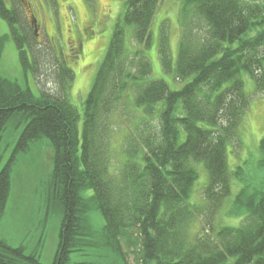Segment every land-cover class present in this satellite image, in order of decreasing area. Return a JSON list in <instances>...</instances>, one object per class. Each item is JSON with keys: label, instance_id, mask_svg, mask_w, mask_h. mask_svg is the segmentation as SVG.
I'll return each instance as SVG.
<instances>
[{"label": "trees", "instance_id": "trees-1", "mask_svg": "<svg viewBox=\"0 0 264 264\" xmlns=\"http://www.w3.org/2000/svg\"><path fill=\"white\" fill-rule=\"evenodd\" d=\"M160 1L125 2L84 102L81 139L79 115L64 96L43 91L36 97L0 77V220L16 157L48 140L53 157L47 201L61 213L52 264H72L73 253L97 259L93 264H126L129 256L139 264H264V181L259 190L244 187L236 195L234 211L243 216L237 227L217 228L214 222L230 196L227 145H237L249 110L242 74L264 95V0H182L174 69L175 80L184 83L180 91L149 81L145 51ZM0 18L22 71L34 69L64 91L73 72L49 46L34 43L20 8L7 9L0 0ZM128 27L137 47L131 54L124 46ZM158 47L169 72L163 32ZM118 129L124 132L122 160L112 173V134ZM8 130L13 146L4 160ZM259 148L264 157V139ZM198 164L207 174L200 207L189 203ZM87 191L91 195L84 197ZM92 211L102 216L100 230L91 223ZM194 223L197 231L190 232ZM0 264L41 263L38 252L26 254L0 239Z\"/></svg>", "mask_w": 264, "mask_h": 264}, {"label": "rangeland", "instance_id": "rangeland-1", "mask_svg": "<svg viewBox=\"0 0 264 264\" xmlns=\"http://www.w3.org/2000/svg\"><path fill=\"white\" fill-rule=\"evenodd\" d=\"M24 1L28 6L24 5L20 10L24 13L31 12L36 22L35 27L30 30L33 33L34 43L37 40L38 44L49 46L54 51L57 61L63 60L66 67L73 72L74 79L62 91L51 80L45 79L40 74L37 76L34 69L23 72L7 23L1 18L0 77L28 88L36 97L42 95L43 91L51 96H64L79 115L77 130L81 139L84 102L127 0ZM4 4L7 9L12 7L8 0H4ZM181 4L182 0L160 1L151 26V46L145 51L151 66L149 81H164L171 91H180L184 86V83L175 80L174 74L181 38L179 25ZM132 32V27L125 29L124 46L128 54L137 50ZM161 32L168 42L171 66L169 72L163 70L158 51ZM28 58L33 67V57L29 55ZM242 80L244 92L250 99L249 110L239 127L237 145L232 143L227 145L228 169L232 174L230 196L214 219L217 228L237 227L243 216L239 217L238 212L234 211L236 195L244 187H248L250 191L259 190L264 181L262 162L264 157L259 148L260 141L264 139V95L256 94L255 83L249 76L242 74ZM9 132L8 130V133L2 136V141L5 142L1 147L5 146L6 150L4 160L9 156L13 146ZM123 135L124 132L120 129L112 134V173L122 160ZM52 157L53 151L46 139L31 144L28 151L16 157L11 171L10 194L0 220V239L11 247H23L26 254L38 252L41 264L53 263L61 222V213L55 207H49L47 201ZM195 168L198 179L194 184L189 203L200 207L203 205L202 188L207 183V174L202 165H195ZM90 195L89 191L84 193V197ZM89 218L95 230L102 228L103 219L99 212L92 211ZM197 221H200L202 226L205 224L204 217L198 218ZM197 226L198 223H194L190 232H196ZM95 261L97 259L83 257L80 253L70 255L72 264H93ZM126 264H139V262L129 257L126 259Z\"/></svg>", "mask_w": 264, "mask_h": 264}, {"label": "flooded vegetation", "instance_id": "flooded-vegetation-1", "mask_svg": "<svg viewBox=\"0 0 264 264\" xmlns=\"http://www.w3.org/2000/svg\"><path fill=\"white\" fill-rule=\"evenodd\" d=\"M6 1V0H5ZM24 1V0H23ZM22 0H8V2L11 4V6H16V7H19V8H22V7H24V5L25 6H28L27 4H26V2L24 1L23 2ZM17 4V5H16ZM12 8V7H11ZM10 8V9H11ZM22 13L24 14V18H25V20H26V22H27V24L29 25V27H30V29L34 26L35 27V19H34V16H33V14L31 13V12H26V13H24V11L22 10ZM34 24V25H33Z\"/></svg>", "mask_w": 264, "mask_h": 264}, {"label": "bare ground", "instance_id": "bare-ground-1", "mask_svg": "<svg viewBox=\"0 0 264 264\" xmlns=\"http://www.w3.org/2000/svg\"><path fill=\"white\" fill-rule=\"evenodd\" d=\"M129 257H132V256H129ZM129 257H128V258H129Z\"/></svg>", "mask_w": 264, "mask_h": 264}]
</instances>
